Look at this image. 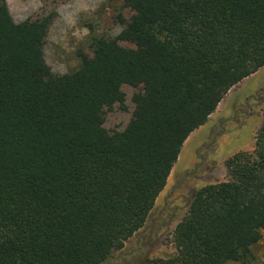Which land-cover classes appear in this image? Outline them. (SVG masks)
Instances as JSON below:
<instances>
[{"label": "trees", "instance_id": "1", "mask_svg": "<svg viewBox=\"0 0 264 264\" xmlns=\"http://www.w3.org/2000/svg\"><path fill=\"white\" fill-rule=\"evenodd\" d=\"M118 36L51 78L48 18L15 21L0 0V264H100L141 228L183 142L232 86L264 66V0H123ZM128 40L133 46L120 44ZM144 79L127 125L97 122ZM146 264H250L264 234V121L224 161ZM264 264V262L262 263Z\"/></svg>", "mask_w": 264, "mask_h": 264}, {"label": "rangeland", "instance_id": "2", "mask_svg": "<svg viewBox=\"0 0 264 264\" xmlns=\"http://www.w3.org/2000/svg\"><path fill=\"white\" fill-rule=\"evenodd\" d=\"M6 3L15 21L48 18L44 59L51 78L76 69L81 54L91 55V36L116 37L126 30L132 13L123 0H6ZM119 42L133 46L125 39ZM146 90L144 79L137 85L123 84L118 98L103 107L97 123L109 133L123 129L139 107L135 95ZM217 111L183 142L144 225L100 264H146L150 259L175 253L172 232L187 213L196 190L205 184L228 180L225 159L254 147L255 133L264 121V66L232 86ZM252 255L250 264L264 262V234L253 245Z\"/></svg>", "mask_w": 264, "mask_h": 264}, {"label": "crops", "instance_id": "3", "mask_svg": "<svg viewBox=\"0 0 264 264\" xmlns=\"http://www.w3.org/2000/svg\"><path fill=\"white\" fill-rule=\"evenodd\" d=\"M220 103H221V101L219 102V104L217 105V107H216V109L211 113V115L209 116V118L210 117H214V114H215V112H217L218 113V107H219V105H220ZM208 118V119H209ZM204 125V124H203ZM200 127H202V126H200ZM255 135H256V133H255ZM254 141H255V136H254ZM254 144V143H253ZM253 146V145H252ZM252 146L251 147H248V148H246L245 150H248V149H251L252 148ZM242 151V150H241Z\"/></svg>", "mask_w": 264, "mask_h": 264}]
</instances>
